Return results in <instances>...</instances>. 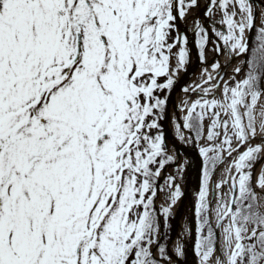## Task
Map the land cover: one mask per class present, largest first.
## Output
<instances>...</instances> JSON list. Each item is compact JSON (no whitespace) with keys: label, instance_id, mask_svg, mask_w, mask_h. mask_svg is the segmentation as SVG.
I'll use <instances>...</instances> for the list:
<instances>
[{"label":"snow or ice","instance_id":"obj_1","mask_svg":"<svg viewBox=\"0 0 264 264\" xmlns=\"http://www.w3.org/2000/svg\"><path fill=\"white\" fill-rule=\"evenodd\" d=\"M199 8L0 0V264H178L167 233L185 165L162 121L190 17L199 60L214 56L171 117L203 158L181 236L194 231L199 264H264V0H208L211 27Z\"/></svg>","mask_w":264,"mask_h":264},{"label":"water","instance_id":"obj_2","mask_svg":"<svg viewBox=\"0 0 264 264\" xmlns=\"http://www.w3.org/2000/svg\"><path fill=\"white\" fill-rule=\"evenodd\" d=\"M260 0H254L255 3H259ZM208 3V0L206 4ZM206 6V5H205ZM205 9V7H204ZM204 9H203V14H204ZM208 21V19H207ZM207 26L209 27L208 22H206ZM183 28V27H182ZM188 32V31H187ZM188 36L190 39V44H191V49H192V54L190 58V62L186 66V71H182V73L177 77L176 83L169 93V100H168V116L165 120H163V124L165 125L166 129V122L167 120L172 116L171 111L169 110V103L173 99V97L177 94V92L182 88V86L188 81L190 78L191 74L198 68L199 65L204 64L201 62L197 61L198 58V50L197 46L195 43V37H194V32L189 33ZM166 131V130H165ZM167 133H166V139H167ZM171 143H174L176 146V151L178 150V162L180 161V152H183L184 154V173H183V187H182V192L183 195L178 201L177 205V214L174 216V221L170 230V236H169V242L171 241L174 233H175V224L179 221L182 208H183V203H184V198L187 197L188 194V189H189V184L193 180V178H196L197 184L200 182V177H201V171H202V164H203V158L200 156L199 151H198V146L194 143H191L194 147L195 150V157L191 158L188 153L186 152L183 144L177 137H171L168 138ZM260 165V163L257 164L256 168ZM171 167H175V164H171ZM193 207H194V202L191 203L190 206V212L187 213L186 219H187V225L192 227L194 229L195 227V220H194V213H193ZM189 235V234H188ZM194 244H195V233L194 231L192 232L191 235H189L188 238V243H187V248H186V260L185 264H194L195 261V250H194Z\"/></svg>","mask_w":264,"mask_h":264},{"label":"bare ground","instance_id":"obj_3","mask_svg":"<svg viewBox=\"0 0 264 264\" xmlns=\"http://www.w3.org/2000/svg\"><path fill=\"white\" fill-rule=\"evenodd\" d=\"M204 4H205V0H200V8L198 10H196V15H198L201 20H204V18L201 15L202 10L204 8ZM183 27L184 28L186 27L189 32L192 31V18L191 17L189 19V23L186 26L183 25ZM213 56H214V53L211 51V45H209L208 60H211L213 58ZM220 59L222 61H227L228 57L227 56H221ZM228 71L230 72L231 68H229ZM188 95L192 96V98L194 99L196 94L189 92ZM184 98H186L185 97V93L181 92V91H179L173 97V99L169 103V110L171 111L172 116H173V114H178L179 113L178 105H179L180 101L182 99H184ZM171 117L166 122V129L165 130H166L168 138L176 137L175 134H174V127H173V123H172ZM168 138H167V141H168L169 151H170V153L171 152H175L176 151V146H175L174 143H171ZM181 143L183 144V146H184L186 152L188 153V155L191 158H194L195 157V155H194L195 150H194L193 145L191 143L190 144H184L182 141H181ZM183 157H184L183 152H180L181 160L183 159ZM168 169H171V168L168 167ZM198 188H199V184H197L196 179L193 178V180L189 184L187 197L184 198V203H183V208H182L180 219L175 224V233H174V235H173V237H172V239H171V241L169 243V252H170V254H172L173 259L178 260V264H185L186 248H187L189 235L188 234H184L183 236H181V233L184 231V226L187 224L186 215H187V213L190 212L191 203L195 202V196H196V192L198 191ZM164 196H165V193H162V191L158 195V198L159 197L162 198V203L166 202V199H167ZM177 205H178V203H177ZM177 205L174 207V211H173L174 215L177 214ZM177 238H179L181 240V242L184 244V247H185V256L184 257H179V258L176 257V255H175V253H174V251L172 249V245L177 240ZM194 264H199V258L198 257L195 258Z\"/></svg>","mask_w":264,"mask_h":264},{"label":"rangeland","instance_id":"obj_4","mask_svg":"<svg viewBox=\"0 0 264 264\" xmlns=\"http://www.w3.org/2000/svg\"><path fill=\"white\" fill-rule=\"evenodd\" d=\"M213 19H216V20H218L219 19V16L217 15L216 17H214ZM212 25H210V27H211ZM214 36V35H213ZM213 41H215V38H213ZM206 66H210V64L209 65H206ZM206 66H202V67H200L196 72H195V74L193 75V77L191 78V80L186 84L187 86H189V87H192L194 84H198V83H200V80H201V76H202V74H203V69H204V67H206ZM211 70V69H210ZM164 93H161V95H163ZM181 164H183V163H181ZM261 167H264V165H262ZM261 167L259 168V170L257 171V172H259L260 170H261ZM171 174L172 175H177V170H176V167L171 171ZM178 182L181 184L182 183V179H180V180H178ZM161 188H162V193H165V198H167V195H168V193H167V189H166V187L163 185V181H162V185H161Z\"/></svg>","mask_w":264,"mask_h":264}]
</instances>
